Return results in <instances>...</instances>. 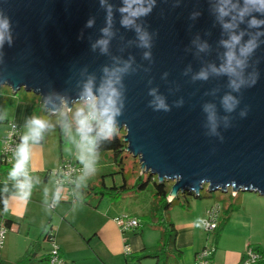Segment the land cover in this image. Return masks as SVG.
Wrapping results in <instances>:
<instances>
[{
	"label": "water",
	"instance_id": "1",
	"mask_svg": "<svg viewBox=\"0 0 264 264\" xmlns=\"http://www.w3.org/2000/svg\"><path fill=\"white\" fill-rule=\"evenodd\" d=\"M221 2L155 0L150 13L124 27L123 0H0L12 37L0 47V86L38 95L45 111L55 114L85 101L89 81L99 98L97 89L115 80V72L120 113L114 127L125 130L126 151L138 157L141 172L172 183L169 201L184 191L197 196L205 185L208 192L231 188L264 197V35L242 72L248 82L258 73L257 83L234 91L233 78L213 71L225 62L221 41L229 38L218 19ZM231 3L242 6L243 0ZM249 18L234 29L245 32L242 44L264 33V25L248 28ZM137 28L148 34L150 47L140 46ZM101 39L108 41L106 51L93 48ZM201 71L206 80L195 79ZM227 95L238 101L231 111L223 104ZM156 97L167 110L156 108Z\"/></svg>",
	"mask_w": 264,
	"mask_h": 264
},
{
	"label": "crops",
	"instance_id": "2",
	"mask_svg": "<svg viewBox=\"0 0 264 264\" xmlns=\"http://www.w3.org/2000/svg\"><path fill=\"white\" fill-rule=\"evenodd\" d=\"M30 94H21L20 99L10 104L9 96L5 97L4 109L0 119V141L8 129V124L14 122L21 128L28 129L33 105L29 101ZM31 157L26 171L30 174L48 172L46 180L36 178L30 181L29 194L21 198L16 187V181L0 178V192L8 196L6 216L13 221L9 235L0 248V258L7 263H13L28 250L31 242L40 241L32 264H48L47 254L50 242L43 239V233L51 227L54 243L60 248L65 259L71 264H156V258L150 256L156 251L161 241V228L150 212L138 215L137 211L127 212L126 198L111 200L109 197L97 199L90 196L83 201V174L78 179L76 195L78 201L71 203L60 202L54 208L49 207L50 196L54 189L51 179L53 171L61 158L66 157L61 152L57 155L50 153L43 144L29 141ZM61 143L59 147H61ZM15 163V155L11 165ZM93 184L87 183V186ZM239 196V193L235 197ZM124 201V202H123ZM196 202V201H195ZM188 203L182 215L174 216L167 212V218L173 222L177 231L174 248L169 253L167 264H195V254L203 247L210 245L211 238L215 251L210 264H240L247 246L253 245L264 250V197L256 193L240 195L238 207L230 214L217 241L214 231L207 236L199 229L201 220L205 217L208 205ZM102 205V206H101ZM121 214H128L139 220V227L122 233L115 222ZM148 220L145 227L141 218ZM257 222L262 223L258 228ZM7 233V234H8ZM130 251L125 253L124 245ZM147 255V256H144ZM149 255V256H148ZM141 256L139 259L136 257Z\"/></svg>",
	"mask_w": 264,
	"mask_h": 264
},
{
	"label": "clouds",
	"instance_id": "3",
	"mask_svg": "<svg viewBox=\"0 0 264 264\" xmlns=\"http://www.w3.org/2000/svg\"><path fill=\"white\" fill-rule=\"evenodd\" d=\"M103 3V0H101ZM124 6L119 9L122 14L121 24L124 27H130L134 24L135 19L140 16L147 15L151 12L152 7L155 4V0H148L147 4H145V0H123ZM235 12V16L232 20L223 21L224 17L229 16L231 13ZM218 19L222 21V28L229 33V38L227 40H222L221 43L226 49L224 54L225 62L220 69L213 68V71L219 73H225L230 78V87L233 88L234 91H239L242 85L247 84L248 87H252L257 83L259 78V74L255 73L252 76L250 82L246 81L243 78L242 72L244 67L246 66L247 58L254 52L255 49L259 47L258 37L264 35V33L256 32L254 35L250 37L243 44L241 43L242 37L245 35L244 31H240L239 34H236L234 29L238 27V23H242L245 16L250 17L248 20V28L259 29L262 25H264V20L257 19L253 13H259L264 15V0H243V5L239 6L238 4H232L231 0H222V2L217 6ZM109 21L108 27L102 29L105 36L110 35V27H111V8L108 9ZM92 21H88V26L92 25ZM138 38L141 42L140 46L142 47H150L149 37L146 32H140V29L137 28ZM9 44L12 42V37L10 33V22L7 17L0 12V47L3 46L5 41ZM106 39L98 40L96 44L93 45V48L100 46L102 51L107 50ZM237 46H239L237 48ZM207 47V45H202L201 50ZM145 58L150 56V53H144ZM126 69H118L117 71H124ZM107 73V69L104 70ZM112 76L116 77L115 80L108 79L104 85H102L97 92L99 93V98L93 94L91 81L87 85H85L84 89V100L86 106L89 109V113L85 114L83 112L80 113V119L78 121L79 127L82 130H86L91 123V120L95 115L103 117V132L105 133V138H107V134L111 133L115 126V116L119 115L120 110L116 107L117 97L119 93L116 88L113 86L115 82H118L119 77L116 76L114 72ZM208 78V74L205 71H201L195 79H203L206 80ZM155 90H153L152 94H154ZM157 109L167 110V106L164 103L163 99L160 97H156L154 101ZM238 103L234 97L231 95H227L223 99L224 107L231 111ZM210 107V106H209ZM207 110V109H206ZM244 115V113H241ZM209 119L214 122L215 116L214 114L209 115ZM47 121L33 117L28 121V131L21 138V143L18 145L16 153H15V163L12 169L9 172V178L15 180L16 187L20 191L21 198H26L29 194L28 190L30 188V178L27 175L26 166L31 157V148L29 145V141L33 143H38L42 137L43 131L48 128ZM213 130H215V125L213 124ZM82 142L88 147L89 152H91L92 147H94L95 140L94 138L87 135L86 131L81 132ZM86 169L91 170V164L86 163ZM178 178H180L178 176ZM59 198L57 194V199Z\"/></svg>",
	"mask_w": 264,
	"mask_h": 264
},
{
	"label": "trees",
	"instance_id": "4",
	"mask_svg": "<svg viewBox=\"0 0 264 264\" xmlns=\"http://www.w3.org/2000/svg\"><path fill=\"white\" fill-rule=\"evenodd\" d=\"M30 95L31 96L28 99L33 105L31 119L33 117H38L47 121L49 125L48 128L43 131L41 139L36 144H43L46 140L47 135L51 131H57V133L59 134V142H63L62 130L64 125H67L71 122L70 115L76 113V117L80 119V113L83 112L86 114L88 110V107L85 103L83 106H86V109L84 107L82 109H75V107L72 106L69 111L65 110V112L63 113L58 111L55 114H50L49 112L45 111L44 104L38 95L33 93H31ZM7 96H9L10 104H14L16 100L22 98L21 93L19 94V90L13 93L9 87L0 86V97L5 98ZM4 121L5 119H0V122ZM73 127L78 128L76 125H73ZM78 129L80 131V134L82 131H86L88 136H93L95 140V144L93 147L94 153L97 155H104L106 157H110L112 162L120 166L122 174V183L119 185H116L114 183L111 185H107L103 179H100V181H98L96 184L88 186L87 189H80V192L84 194L83 201L86 202L87 198H89L90 196L96 197L97 199L106 196L109 197L111 200H117L127 194H132L141 190H145L149 185H151V193L153 196L154 203L150 210V214L153 218L156 219L161 228V241L156 251L150 254V256L156 258V264H167L169 253L172 252L174 248V241L177 234L173 222H171L167 218V212L169 211L170 206L174 204L186 209L189 203L186 196L191 194L187 191H184L182 193H178V195L171 201H168L167 196L169 194V190L172 184L169 183V181L165 180L159 182L157 181V177L155 175L149 173L144 174L143 172L142 174L138 173L135 181L131 184H128L129 179L126 177V172L124 170V161L128 157L126 151L127 145L123 141L125 133L120 134L121 130H118L114 127L113 131L107 134V138H105V133L103 132V124L98 123L96 121H91L90 126L86 130H82L81 128ZM12 167L13 165L3 162L0 155V178L9 179V172ZM27 175L30 178V181L36 178H40L43 180H46L48 178V172L42 174L27 173ZM217 194L218 193L216 191L208 192L206 190L205 192L200 191L199 195L195 197H212L217 199H223L221 197V194ZM181 196L184 197L185 201L181 200ZM233 197L231 196L229 201H223L222 211H220V218L217 227L214 231L213 238L215 241L218 240L220 233L222 232L227 221L229 220L230 214L238 207V202L233 201ZM7 202L8 196L5 193L0 192V220L3 221V223L8 228H10L13 225V221L9 219L5 213ZM51 229L52 228L49 227L43 233V239L51 241V238L54 234L53 229ZM49 231H52L51 234L49 233ZM39 244V240L31 242L27 252L17 261L13 263H7L0 258V264H32L34 260V255L38 249ZM140 257L141 256L136 257V259H139ZM256 264H264V260Z\"/></svg>",
	"mask_w": 264,
	"mask_h": 264
},
{
	"label": "rangeland",
	"instance_id": "5",
	"mask_svg": "<svg viewBox=\"0 0 264 264\" xmlns=\"http://www.w3.org/2000/svg\"><path fill=\"white\" fill-rule=\"evenodd\" d=\"M7 87V86H6ZM31 94L30 92L25 91L24 89H20L19 90V94ZM4 98L0 97V114L4 109ZM85 104V101H78L76 103L73 104V106L75 107V109H82ZM86 109V106L84 107ZM59 112L63 113L65 112V108H62ZM97 115H98V111H97ZM1 116V115H0ZM71 122L67 125H64L63 127V132H62V140L63 142H61V147H59V134L57 133V131H51L45 140V148L47 149L48 152L55 153V155L59 154L61 152V154H63L66 157H71L73 159L79 160L83 163L84 167L86 165V163H90L91 164V170L86 169L84 170V176H83V180H82V184H83V188L87 189V183H91V184H96L98 181H100V179H103L104 182L107 185H111V184H116L119 185L122 183V174H121V168L119 165H116V163L112 162V160L110 159V157H106L104 155H97L94 153L93 151V147L91 149V152H89L88 147L82 142V137L80 134V131L78 128L79 127V118L76 117V113L71 114ZM96 122L98 123H102V119L100 118V116L98 115V119L96 120ZM73 125H76L78 128H74ZM121 133H125L124 129H120ZM28 131V129H24V134H26ZM93 138V136H90ZM31 142V141H30ZM128 157L127 159H125L124 161V170H125V175L126 177L129 179L128 180V184H131L135 181L137 174H142V172L140 171V162L138 157H134L132 156L131 153L127 152ZM119 171V172H117ZM146 174V173H144ZM146 176V175H145ZM51 179H53L54 182V176H51ZM171 183V182H169ZM172 184V183H171ZM151 188L152 186L149 185L147 187V189L145 190H141L139 192L136 193H132V194H127L125 196H123L122 198H126L125 200V209L127 210V212H135L137 211L138 215H140L141 213H148L150 212L152 205H153V196L151 193ZM207 189V185L204 186L203 189H201L202 192H205ZM54 190V189H53ZM218 194H221V197L223 199H217V198H212V197H205V198H196L194 195H187V200L189 203H191V206L193 207V203H199V205H208L210 207L214 206V205H218L220 208V211H222V206H223V201H229L230 200V192H221L219 190L216 191ZM53 193V192H52ZM237 193H239V196L237 197H233L232 200L235 202H239V197L240 195L244 194V193H256V192H248V191H242L239 190ZM217 194V195H218ZM257 195L259 193H256ZM52 195V194H51ZM51 197V196H50ZM181 200H184V197L181 196ZM65 203V202H64ZM68 203V202H66ZM73 204V203H71ZM102 206V205H101ZM189 206V204H188ZM184 208H181L179 205H171L169 210H171L173 212L174 216H178V215H182V211ZM141 218V223L143 226H147L148 220L145 219L144 217H140ZM201 224V223H200ZM262 225V223H261ZM260 223L257 222V226L256 228L261 226ZM199 229L200 231H202L203 234H205L207 236V239L210 237V235L212 233L210 232H206L204 230V228L202 227V225H199ZM8 233V232H7ZM7 238H8V234ZM213 243V239L211 238V242L209 240L208 244H212ZM209 246V245H208Z\"/></svg>",
	"mask_w": 264,
	"mask_h": 264
},
{
	"label": "built area",
	"instance_id": "6",
	"mask_svg": "<svg viewBox=\"0 0 264 264\" xmlns=\"http://www.w3.org/2000/svg\"><path fill=\"white\" fill-rule=\"evenodd\" d=\"M66 111H69L66 106H62ZM61 108V109H62ZM89 113V109L86 114ZM98 116L95 115L91 121H96ZM21 128L14 122L8 124V129L2 136L0 141V155L1 159L5 163L11 164V161L16 153L18 145L21 143L22 138ZM85 167L79 160L71 157L61 158L58 166L53 171L54 176V190L49 200V207L54 208L55 204L60 202L75 203L79 199L76 195V187L79 177L83 174ZM204 188V186H203ZM202 188V189H203ZM227 191L233 197L236 195V191L228 188ZM57 194L59 198L57 199ZM167 200L170 199L167 197ZM220 218V208L218 205L210 207L205 214V217L201 220V225L206 232H213L218 224ZM115 222L122 233L139 227V220L128 214H121L115 218ZM13 227L8 228L3 221L0 220V248L4 244L6 234ZM52 230V229H51ZM52 231H49L51 234ZM50 242V250L47 254L48 264H71L70 261L65 259L60 251V248L54 243L53 237ZM125 253H129L130 249L127 244L124 245ZM215 251L213 244L207 245L199 250L195 254V264H210L212 254ZM264 260V250L249 245L246 247L240 264H256Z\"/></svg>",
	"mask_w": 264,
	"mask_h": 264
}]
</instances>
